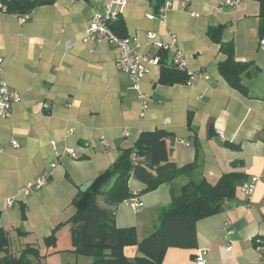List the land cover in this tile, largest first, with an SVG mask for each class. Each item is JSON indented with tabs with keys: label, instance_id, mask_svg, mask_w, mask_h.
Returning a JSON list of instances; mask_svg holds the SVG:
<instances>
[{
	"label": "crops",
	"instance_id": "0c3cea01",
	"mask_svg": "<svg viewBox=\"0 0 264 264\" xmlns=\"http://www.w3.org/2000/svg\"><path fill=\"white\" fill-rule=\"evenodd\" d=\"M105 1L52 0L23 24L16 15L0 12V68L8 89L20 98L11 116L0 119V229L19 246L38 247L40 264H91V258L72 253L70 225L64 224L73 215L72 200L124 149H133L140 132L160 130L172 137L169 159L177 168L196 162L195 173L150 193H141L143 185L131 177L132 198L143 203L137 214L124 202L108 207L102 196L98 205L112 212L117 228L133 227L141 243L155 231L158 210L170 205L172 192L178 194L182 185L199 179L214 185L223 174H240L235 200L220 214L196 222V248H169L162 264H196L197 250L205 251V264H264V248L253 244L264 235V35L258 34V1L218 10L220 0H184V8L173 0L161 22L147 15L156 14L162 0H126L115 20L122 21L125 36L142 44L148 31L158 42L174 36L189 71L202 76L188 85H161V66L152 67L140 87L149 99L143 117L130 80L115 67L116 49L107 42L81 41L89 18L102 12ZM214 26L222 27L224 42H232L235 61L252 65L241 79L247 96L218 73L225 57L206 36ZM140 52L160 56L153 46ZM171 57V52L163 57L167 67ZM64 149L74 150L76 157ZM44 173L49 180L43 188L6 204ZM251 179L255 189L247 198L239 188ZM56 227L55 245L44 246ZM137 254L136 246L123 250L128 260Z\"/></svg>",
	"mask_w": 264,
	"mask_h": 264
},
{
	"label": "trees",
	"instance_id": "16d2710c",
	"mask_svg": "<svg viewBox=\"0 0 264 264\" xmlns=\"http://www.w3.org/2000/svg\"><path fill=\"white\" fill-rule=\"evenodd\" d=\"M257 1L261 20L258 34L263 36L264 0ZM163 2L160 1L159 6ZM50 3L52 0H0L6 13L16 16L32 13L38 6ZM109 26L118 38L126 37L125 26L120 19ZM222 31L221 26H214L206 32V36L218 45L225 57L217 66L218 73L229 87L247 96V88L242 85L241 79L252 65L235 61L233 44L223 41ZM165 54H159V83L169 86L186 84L189 79L186 74L164 64ZM172 143L168 132H140L134 148L124 149L115 163L92 181L85 193L72 200L74 212L64 224L70 225L73 254L91 258V264H162L164 253L169 248H196V222L220 214L227 203L235 200L240 174H223L214 185L206 183L204 179L190 180L182 185L178 194L172 192L170 205L158 210L159 223L155 231L141 243L137 242L133 227L117 228L112 212L96 202L102 196L104 203L113 208L132 198L128 188L131 177L143 185L141 193H150L180 176H192L197 170V163L177 168L169 159ZM58 227L43 241L44 246L55 245ZM15 232L21 234V231ZM253 244L264 248V235L256 237ZM128 246L137 247V257L132 260L123 255L124 248ZM40 259L39 248L34 245H20L14 251L12 237L0 229V264H40Z\"/></svg>",
	"mask_w": 264,
	"mask_h": 264
},
{
	"label": "built area",
	"instance_id": "2783aa9c",
	"mask_svg": "<svg viewBox=\"0 0 264 264\" xmlns=\"http://www.w3.org/2000/svg\"><path fill=\"white\" fill-rule=\"evenodd\" d=\"M173 0H164V2L156 10V14H148L147 18L152 20L156 19L158 21L164 22L167 13L171 11ZM184 8L186 3L184 0H179ZM247 0H220L217 3L218 10H225L227 8L234 9L241 2ZM126 5V0H106L104 2L102 12L95 13L89 18L87 29L81 38L83 43H108L112 45L117 53L118 57L115 61V67L119 73L125 74L130 80V90L137 93L140 106V117L144 116L145 111L148 108L149 99L143 93H141V82L143 78L148 75L152 67H158L159 56H149L144 55L140 52L142 47L153 46L161 52H171L172 57L170 60L171 67L176 68L178 71L183 72L189 78L187 85L196 77L201 78L199 73H193L187 68L184 54L175 48L176 38L174 36H169L170 39L167 43L158 42L156 36L153 32H146L144 38L145 43L142 44L136 37H117L110 28V24L115 21L118 16L122 13V9ZM0 12H6V8L0 4ZM31 13H26L18 17L21 24L30 19ZM1 64V60H0ZM20 100L19 95L15 91H10L3 79V72L0 68V119H6L11 116V107L15 102ZM71 130H69V133ZM126 130H123L122 136H127ZM100 144L103 147H107V143L101 140ZM10 145L15 148L17 146L16 142H10ZM51 147H54V143H51ZM64 153L72 158L76 157V153L72 149H64ZM52 168L54 167L51 166ZM49 175L45 174L36 178L35 181L27 184L17 191V195L12 198L6 199V204L11 206L14 201L19 199L27 198L31 195L33 191L40 190L48 182ZM256 179H251L248 183L240 186V193L247 198H250L251 194L255 189ZM124 204L128 206L134 214H137L143 203L135 200L134 198L127 199ZM230 246H226L225 250L230 251ZM205 251L197 250L195 255L196 264H205Z\"/></svg>",
	"mask_w": 264,
	"mask_h": 264
},
{
	"label": "water",
	"instance_id": "95a60500",
	"mask_svg": "<svg viewBox=\"0 0 264 264\" xmlns=\"http://www.w3.org/2000/svg\"><path fill=\"white\" fill-rule=\"evenodd\" d=\"M92 185V182H86L84 185H82L79 190L80 193H85L87 189Z\"/></svg>",
	"mask_w": 264,
	"mask_h": 264
},
{
	"label": "rangeland",
	"instance_id": "374dc122",
	"mask_svg": "<svg viewBox=\"0 0 264 264\" xmlns=\"http://www.w3.org/2000/svg\"><path fill=\"white\" fill-rule=\"evenodd\" d=\"M18 246H19V245H18V243L16 242V238L13 237V247H14V251H15L16 249L19 248Z\"/></svg>",
	"mask_w": 264,
	"mask_h": 264
}]
</instances>
